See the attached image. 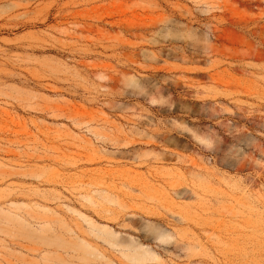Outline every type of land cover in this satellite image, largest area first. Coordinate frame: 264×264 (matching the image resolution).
Here are the masks:
<instances>
[{
    "label": "rangeland",
    "instance_id": "obj_1",
    "mask_svg": "<svg viewBox=\"0 0 264 264\" xmlns=\"http://www.w3.org/2000/svg\"><path fill=\"white\" fill-rule=\"evenodd\" d=\"M0 264H264V0H0Z\"/></svg>",
    "mask_w": 264,
    "mask_h": 264
}]
</instances>
